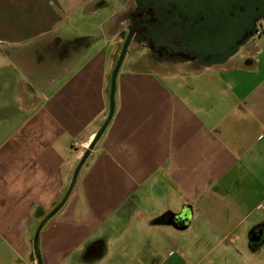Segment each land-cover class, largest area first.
I'll return each instance as SVG.
<instances>
[{
    "label": "crops",
    "instance_id": "1",
    "mask_svg": "<svg viewBox=\"0 0 264 264\" xmlns=\"http://www.w3.org/2000/svg\"><path fill=\"white\" fill-rule=\"evenodd\" d=\"M129 2L0 0V264H36L35 225L68 186L73 143L83 153L107 115ZM259 26L222 65L122 62L74 204L39 232L41 264H264Z\"/></svg>",
    "mask_w": 264,
    "mask_h": 264
},
{
    "label": "water",
    "instance_id": "2",
    "mask_svg": "<svg viewBox=\"0 0 264 264\" xmlns=\"http://www.w3.org/2000/svg\"><path fill=\"white\" fill-rule=\"evenodd\" d=\"M133 14L143 13L148 20L143 33L144 42L153 48L165 47L172 52L188 54L181 62L195 61L197 66L209 68L222 65L238 53L255 35L264 20V0H133ZM134 27L127 26L115 64L109 78L107 115L75 165L68 186L58 203L41 219L32 237V251L36 264H41L37 240L42 226L65 204L79 171L109 123L114 109L115 79L135 37Z\"/></svg>",
    "mask_w": 264,
    "mask_h": 264
},
{
    "label": "flooded vegetation",
    "instance_id": "3",
    "mask_svg": "<svg viewBox=\"0 0 264 264\" xmlns=\"http://www.w3.org/2000/svg\"><path fill=\"white\" fill-rule=\"evenodd\" d=\"M135 5L133 0H131V5L128 6L123 16V39L127 33V26L134 27L135 37L131 39V49L133 53L137 55H143V57L151 64L156 63H175L179 62L180 59L188 58V54L181 52H172L165 47L153 48V43L148 41L147 43L143 41V33L146 30L148 20L143 17V13L133 14ZM122 39V40H123ZM145 54V55H144ZM197 65L195 61L187 62Z\"/></svg>",
    "mask_w": 264,
    "mask_h": 264
},
{
    "label": "rangeland",
    "instance_id": "4",
    "mask_svg": "<svg viewBox=\"0 0 264 264\" xmlns=\"http://www.w3.org/2000/svg\"><path fill=\"white\" fill-rule=\"evenodd\" d=\"M131 5V0H130V2L128 3V6H130ZM128 6L125 8V9H127L128 8ZM89 8V7H88ZM83 11H81L80 13H82ZM124 13V12H123ZM77 15H79V14H77ZM78 17V16H77ZM263 21V20H262ZM262 21H260L259 22V25H260V23L262 22ZM80 23V20H78V18H77V26H79V27H81V23ZM83 25H84V23H83ZM76 26V25H75ZM73 28V27H72ZM75 30L77 31V29L75 28ZM123 33L124 32H122V35H123ZM253 39H258L259 38V36L258 35H254L253 37H252ZM76 45H77V43H76ZM131 49V44L129 45V47H128V51H127V53H126V55H125V57H124V63H125V61L127 60V59H129V58H131V57H136L137 56V54L135 53H133V50H130ZM69 50V48H67V51ZM142 55V54H141ZM145 55V54H144ZM148 66H146V63L145 64H143V63H140V65H138V68H141V69H143V70H149L148 68H147ZM117 77V76H116ZM116 87V86H115ZM4 91V93H5V95H9L10 94V92H9V89L7 88V90H3ZM6 97V96H5ZM75 147V148H74ZM73 148L74 149H76V154H75V156H74V161H75V165H76V163L78 162V160H79V158L81 157V154H82V152H79V153H77V143H73ZM85 166H83L82 167V169H81V171L79 172V178H78V180H77V187H78V183H79V179H80V176L83 174V171L85 170V168H84ZM102 194H101V201L102 202H106V200H107V191H106V189L108 190V188H107V186L105 185V182L103 183V185H102ZM109 198H110V196H109ZM77 203H95V199L93 198V197H90L89 195H86L85 193H83V195H81L80 196V198L78 199V201H77ZM57 204V203H56ZM55 204V205H56ZM71 205V204H74V203H70V201L69 202H66L65 204H64V206L63 207H61V209L52 217V218H50L48 221H47V225H53V223H54V221L57 219V218H66V214H67V207H68V205ZM54 205V206H55ZM49 212V211H48ZM47 212V213H48ZM44 217V216H43ZM42 217V218H43ZM41 218V219H42ZM41 221V220H40ZM39 221V222H40ZM39 222H37V224L35 225V228H36V226L38 225V223ZM20 263V262H19Z\"/></svg>",
    "mask_w": 264,
    "mask_h": 264
},
{
    "label": "built area",
    "instance_id": "5",
    "mask_svg": "<svg viewBox=\"0 0 264 264\" xmlns=\"http://www.w3.org/2000/svg\"><path fill=\"white\" fill-rule=\"evenodd\" d=\"M261 32H262V30H261V28H260V26H259V24H258V26H257V31L255 32V35H260Z\"/></svg>",
    "mask_w": 264,
    "mask_h": 264
}]
</instances>
